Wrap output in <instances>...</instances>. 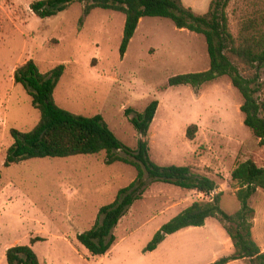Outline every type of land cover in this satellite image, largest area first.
<instances>
[{"label":"rangeland","instance_id":"1","mask_svg":"<svg viewBox=\"0 0 264 264\" xmlns=\"http://www.w3.org/2000/svg\"><path fill=\"white\" fill-rule=\"evenodd\" d=\"M35 2L0 0V247L30 245L31 239L39 238L33 244L39 264H211L231 253L232 248L224 246L226 234L214 219L204 228L167 236L155 251L143 253L162 225L193 202L211 198L151 184L145 178L147 190L113 230L111 249L92 258L76 237L92 228L99 209L135 179V170L121 163L107 166L104 153L3 167L13 144L11 131L28 132L39 120L26 91L13 84L15 69L29 60L41 73L63 65L54 91L56 105L84 117L101 116L130 150H135L139 135L129 118L156 100L145 138L150 159L160 166H188L217 181L212 196L223 194L220 207L226 214L240 209L230 183L232 170L247 160L264 166V146L243 125L241 96L227 78L196 90L166 88L173 76L208 69L202 36L178 30L167 19L144 18L120 58L122 14L96 9L79 27L83 4H71L55 17L38 20L29 9ZM235 2L227 9L233 34L240 15L233 13ZM191 125L197 131L189 140L186 130ZM117 154L127 157L121 151ZM250 204L258 218L255 234L260 242L264 192L259 191ZM1 257L2 253L0 261Z\"/></svg>","mask_w":264,"mask_h":264},{"label":"trees","instance_id":"2","mask_svg":"<svg viewBox=\"0 0 264 264\" xmlns=\"http://www.w3.org/2000/svg\"><path fill=\"white\" fill-rule=\"evenodd\" d=\"M232 0H211L203 15L185 7L182 0H41L30 4L35 17L48 19L59 15L74 3L83 4L78 26L96 9L112 11L124 16L119 57L122 58L132 40L139 22L144 18L167 19L178 30L202 36L205 40L209 67L198 73L176 75L168 79L166 88L186 86L194 90L227 78L241 96L239 108L243 125L258 144L264 146V0H236L233 13L240 12L237 32L230 30L227 9ZM59 65L41 73L33 60L25 62L13 73V84L21 86L30 98L31 106L38 112L37 124L28 132L11 131L13 144L6 152L3 167L36 159H66L76 156L105 154V164L128 165L135 170V179L117 192L115 200L99 209L92 228L78 234L77 242L90 257L99 258L108 253L115 242L113 230L133 204L140 201L148 183H160L181 190L196 192L211 198L195 201L162 225L143 253H151L166 239L179 231L201 228L208 219H214L231 241L232 253L211 264H229L235 261L247 264H264V251L253 238L255 210L250 202L259 192H264V166L254 161L239 163L230 173V183L239 208L226 214L220 207L222 193L214 196L217 181L197 174L188 166L156 165L150 159V146L145 139L155 117L158 102L151 101L142 113L129 118L138 133L135 150L122 144L99 115L84 117L58 107L54 91L64 74ZM129 113H131L129 110ZM196 125L186 130L189 140L194 138ZM124 153L127 157L118 155ZM0 172V180H1ZM30 245L9 248L5 253L6 264H39Z\"/></svg>","mask_w":264,"mask_h":264},{"label":"crops","instance_id":"3","mask_svg":"<svg viewBox=\"0 0 264 264\" xmlns=\"http://www.w3.org/2000/svg\"><path fill=\"white\" fill-rule=\"evenodd\" d=\"M211 0H182L183 4L185 7H188V8H191L192 11L197 14V15H203L207 12L208 10V7H209V3H210ZM209 220V219H208ZM207 220V221H208ZM207 221L205 222V225L201 228H204L206 225H207ZM257 225H258V218L256 217L254 219V223H253V236L254 238L256 239L255 241L258 243L260 249L262 251H264V229H262V234L263 236H261V239L260 242L258 241L259 239L256 238V234H255V230L257 229ZM262 225H264V223H262ZM226 245V250H230L232 248V245H231V241L229 240V238L227 237L226 235V238L224 239V246ZM14 246H19V245H5L4 247H0V254L2 253V260L0 261L1 264H6L5 262V253L6 251L11 248V247H14ZM31 248L33 250V245H31ZM233 251V249H232ZM232 253V252H231ZM231 253L227 254L226 256H229ZM216 256L214 257V260H215ZM239 261H235V262H232V263H229V264H234V263H237Z\"/></svg>","mask_w":264,"mask_h":264}]
</instances>
